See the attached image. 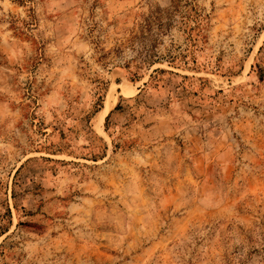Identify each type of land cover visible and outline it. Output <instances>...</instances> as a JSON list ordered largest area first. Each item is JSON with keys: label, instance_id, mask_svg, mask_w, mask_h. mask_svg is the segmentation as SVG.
Listing matches in <instances>:
<instances>
[{"label": "rangeland", "instance_id": "1", "mask_svg": "<svg viewBox=\"0 0 264 264\" xmlns=\"http://www.w3.org/2000/svg\"><path fill=\"white\" fill-rule=\"evenodd\" d=\"M0 264H264V0H0Z\"/></svg>", "mask_w": 264, "mask_h": 264}]
</instances>
